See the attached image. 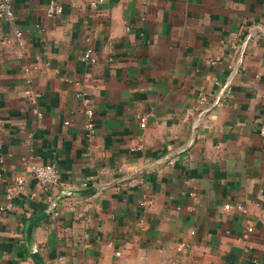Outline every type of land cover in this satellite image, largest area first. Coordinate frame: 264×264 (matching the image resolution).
<instances>
[{
	"label": "crops",
	"instance_id": "1",
	"mask_svg": "<svg viewBox=\"0 0 264 264\" xmlns=\"http://www.w3.org/2000/svg\"><path fill=\"white\" fill-rule=\"evenodd\" d=\"M48 3L0 18V264H264V0Z\"/></svg>",
	"mask_w": 264,
	"mask_h": 264
},
{
	"label": "built area",
	"instance_id": "2",
	"mask_svg": "<svg viewBox=\"0 0 264 264\" xmlns=\"http://www.w3.org/2000/svg\"><path fill=\"white\" fill-rule=\"evenodd\" d=\"M101 1V0H99ZM95 5V3H93ZM63 12V6L60 0H49L47 7V16L52 17L59 15ZM13 17V4L12 0H0V18L11 19ZM17 37H20L21 33L19 31L15 32ZM83 59L88 60L91 63L96 62L97 57L93 54L92 49L88 48L83 53ZM80 96V95H79ZM203 99V98H202ZM85 115L88 118L93 117V110L90 107H86ZM147 118L145 115L140 116L141 126L145 125ZM91 127V124H88ZM30 173L32 176L43 186H51L57 183L58 173L56 166L52 163H42L34 164L30 166ZM23 184V180L19 179L17 181V186L20 187ZM252 227L249 226L248 230Z\"/></svg>",
	"mask_w": 264,
	"mask_h": 264
},
{
	"label": "water",
	"instance_id": "3",
	"mask_svg": "<svg viewBox=\"0 0 264 264\" xmlns=\"http://www.w3.org/2000/svg\"><path fill=\"white\" fill-rule=\"evenodd\" d=\"M70 193H80V194H85V193H88V192H90V190L89 189H79V190H71V191H69ZM46 216V214L44 213V214H42V215H40V216H38V217H36L33 221H31L30 222V227L32 226V225H34L36 222H38L39 220H41L43 217H45ZM34 255H37V254H34ZM36 257V256H35Z\"/></svg>",
	"mask_w": 264,
	"mask_h": 264
}]
</instances>
